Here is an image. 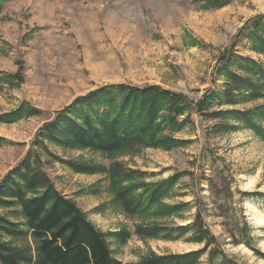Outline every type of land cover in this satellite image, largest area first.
<instances>
[{"label": "rangeland", "instance_id": "1", "mask_svg": "<svg viewBox=\"0 0 264 264\" xmlns=\"http://www.w3.org/2000/svg\"><path fill=\"white\" fill-rule=\"evenodd\" d=\"M198 0H5L0 11V72L13 75L22 66L23 82L0 84V115L23 104L40 116L0 123V181L32 150L38 129L76 98L105 85L159 86L184 96L191 104L190 123L172 137L184 144L172 151L138 150L103 155L48 145L40 153L43 169L55 188L71 199L101 233L127 231L119 244L106 238L114 258L136 263L149 253L179 254L203 249L181 238L140 239L137 225L149 221L171 226L191 223L197 207L221 251L238 264H264V140L234 119L212 114L245 111L264 99L226 106L218 99L225 82L217 66L246 21L264 12V0H232L218 10H204ZM235 56L264 63L246 40L232 48ZM232 70L240 73L237 66ZM208 91L214 98L195 112L193 105ZM182 117V119L184 118ZM264 127V121L258 123ZM35 149V148H34ZM118 161L146 173L147 183L179 176L165 205L187 208L168 218H126L113 202L104 173H73L69 162L108 167ZM227 179L231 198L222 195L225 218L216 210L208 179ZM0 214L1 211H0ZM236 235L234 245L229 237ZM208 254L199 264H208ZM220 258L212 261L219 264Z\"/></svg>", "mask_w": 264, "mask_h": 264}, {"label": "trees", "instance_id": "2", "mask_svg": "<svg viewBox=\"0 0 264 264\" xmlns=\"http://www.w3.org/2000/svg\"><path fill=\"white\" fill-rule=\"evenodd\" d=\"M5 0H0V11ZM232 0H198L204 10H218ZM244 39L251 51L264 58V12L246 21L235 36L228 53L217 66L224 79V90L218 99L226 106L264 99V63L235 56L232 48ZM236 65L240 73L231 68ZM23 68L13 75L0 72V84L17 86L23 82ZM216 93L208 91L193 105L195 112L203 108ZM191 104L181 94L159 86L130 84L105 85L76 98L42 125L25 158L0 181V264H122L113 257L106 238L125 243L130 234L117 231L107 235L98 231L86 214L68 197L61 194L43 169L40 153L51 156L47 146L64 150H87L103 155L134 154L138 150L172 151L184 144L172 137L190 123L187 111ZM37 109L23 104L0 115V123L11 124L40 116ZM222 121L236 120L264 140V105L245 111H219L212 114ZM182 117H184L182 119ZM5 140L0 138V147ZM35 148V149H34ZM73 173L108 177L113 202L126 218H168L187 208V203L165 205L179 176L158 183H147L146 173L113 161L108 167L69 162ZM219 183L208 179V187L216 210L225 218L222 195L231 198L227 179L219 173ZM234 241L236 235L230 232ZM140 239L162 238L175 241L186 238L203 249L179 254L149 253L130 264H199L208 254V264L220 258L219 264H238L223 254L216 238L208 229L202 210L196 209L194 220L184 226H171L145 221L134 228ZM234 245L240 241H234ZM264 260V254H258Z\"/></svg>", "mask_w": 264, "mask_h": 264}]
</instances>
